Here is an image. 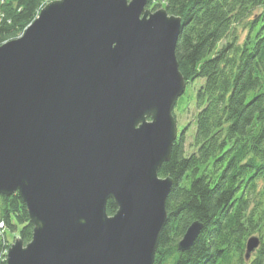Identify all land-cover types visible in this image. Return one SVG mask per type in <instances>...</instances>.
<instances>
[{
  "label": "water",
  "instance_id": "95a60500",
  "mask_svg": "<svg viewBox=\"0 0 264 264\" xmlns=\"http://www.w3.org/2000/svg\"><path fill=\"white\" fill-rule=\"evenodd\" d=\"M149 1L51 0L0 44V194L18 192L34 224L6 264H154L174 185L159 171L187 83L182 18Z\"/></svg>",
  "mask_w": 264,
  "mask_h": 264
},
{
  "label": "trees",
  "instance_id": "16d2710c",
  "mask_svg": "<svg viewBox=\"0 0 264 264\" xmlns=\"http://www.w3.org/2000/svg\"><path fill=\"white\" fill-rule=\"evenodd\" d=\"M48 2L0 0V44L22 35ZM148 6L182 18L177 59L187 87L199 82L193 119L159 171L174 185L154 264H264V0H150ZM116 211L110 200L108 214ZM196 221L200 235L190 250H180ZM0 222V264H6L8 230L25 244L34 231L18 192L0 194ZM252 237L259 245L248 253Z\"/></svg>",
  "mask_w": 264,
  "mask_h": 264
},
{
  "label": "rangeland",
  "instance_id": "374dc122",
  "mask_svg": "<svg viewBox=\"0 0 264 264\" xmlns=\"http://www.w3.org/2000/svg\"><path fill=\"white\" fill-rule=\"evenodd\" d=\"M51 1V0H49ZM198 83H196L195 87H198ZM192 85H188L186 87L185 93L179 98L177 105L174 109V114L177 120V126H178V135L180 134L181 129H183V126H187L186 128L189 127L187 123L191 122L193 119V113L196 112L195 108V93H196V88ZM187 108L189 109L190 113L187 114ZM193 112V113H192ZM191 124V123H190ZM193 129V127H192ZM19 232L17 231L15 234L8 230V238L9 240L13 243L15 240V237H19ZM10 248V247H9Z\"/></svg>",
  "mask_w": 264,
  "mask_h": 264
},
{
  "label": "built area",
  "instance_id": "2783aa9c",
  "mask_svg": "<svg viewBox=\"0 0 264 264\" xmlns=\"http://www.w3.org/2000/svg\"><path fill=\"white\" fill-rule=\"evenodd\" d=\"M3 227H4V222H0V230H1V233H2V229H3ZM1 233H0V234H1ZM0 238H3V235H0ZM8 251H9V250H8ZM8 251L6 252V258H5V259H7Z\"/></svg>",
  "mask_w": 264,
  "mask_h": 264
}]
</instances>
